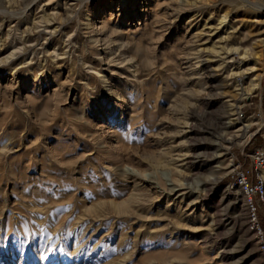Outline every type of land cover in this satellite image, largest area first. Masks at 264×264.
Returning a JSON list of instances; mask_svg holds the SVG:
<instances>
[{"label":"rangeland","instance_id":"rangeland-1","mask_svg":"<svg viewBox=\"0 0 264 264\" xmlns=\"http://www.w3.org/2000/svg\"><path fill=\"white\" fill-rule=\"evenodd\" d=\"M124 1L0 0V264H262L264 0Z\"/></svg>","mask_w":264,"mask_h":264},{"label":"built area","instance_id":"built-area-1","mask_svg":"<svg viewBox=\"0 0 264 264\" xmlns=\"http://www.w3.org/2000/svg\"><path fill=\"white\" fill-rule=\"evenodd\" d=\"M251 168L234 164L231 187L238 188L247 214V230L256 242L264 264V147L251 153Z\"/></svg>","mask_w":264,"mask_h":264},{"label":"bare ground","instance_id":"bare-ground-1","mask_svg":"<svg viewBox=\"0 0 264 264\" xmlns=\"http://www.w3.org/2000/svg\"><path fill=\"white\" fill-rule=\"evenodd\" d=\"M131 1L135 3L134 8L136 9V7H137V3H136V1H135V0H131ZM126 2H127V1L125 0L122 4H124V3H126ZM223 23H224V22H223ZM103 28H104V27H103ZM105 29H106V27H105ZM106 30H107V29H106ZM195 38H196V37H195ZM192 51H193V50H191V52H192ZM191 52H190V53H191ZM198 52L200 53L199 50L197 51V53H198ZM197 53H196V54H197ZM187 54H188V53H187ZM192 55H193V54H192ZM200 56H201V53H200ZM197 57H198V56H197ZM201 57H202V56H201ZM201 57H199V58H201ZM193 59H194V58H193ZM193 59H192V60H193ZM125 62H126V61H125ZM195 62H196V61H195ZM195 62L192 63L191 60H189V61L186 63V64L188 65V68H189V69H187V68H186V69H187V70H194L193 72H195V71L199 72V68H198L199 66H198L197 64H195ZM203 62H205V61H203ZM120 63H121V62H120ZM123 63H124V62H123ZM128 63H131V62H128V61H127V64H128ZM196 63L199 64V62H196ZM201 63H202V61H201ZM127 64H126V65H127ZM131 64H132V63H131ZM122 65H124V64H122ZM203 65H204V63H203ZM205 65H206V63H205ZM130 66H131V65H130ZM132 66H133V65H132ZM134 66H135V65H134ZM124 67H126V66H124ZM126 68H127V67H126ZM129 69H130V68H129ZM131 69H132V68H131ZM125 71H126V70H125ZM129 72H130V71H128V73H129ZM190 72H192V71H190ZM236 74H237V73H236ZM193 75H194V74H191V76H193ZM196 76H197V73H196L195 76H193L194 79H195ZM196 80H197V79H196ZM194 84H195V83H194ZM190 92H191V91H190ZM190 95H191V94H190ZM186 96H187V95H186ZM187 98H188V97H187ZM242 98H243V97H242ZM177 103H178V102H177ZM184 103H185V101H184ZM186 103H190V102H186ZM186 103H185V104H186ZM186 105H187V104H186ZM178 106H179V105H178ZM174 109H175V108H174ZM178 110H179V109H178ZM178 113H179V112H178ZM187 126H188V125H187ZM181 195H182V194H181ZM181 195H180V196H181ZM184 195H186V194L184 193ZM185 198H186V197H185ZM244 247L247 248V244H246V243L244 244Z\"/></svg>","mask_w":264,"mask_h":264},{"label":"snow or ice","instance_id":"snow-or-ice-1","mask_svg":"<svg viewBox=\"0 0 264 264\" xmlns=\"http://www.w3.org/2000/svg\"><path fill=\"white\" fill-rule=\"evenodd\" d=\"M43 259H47V257H42Z\"/></svg>","mask_w":264,"mask_h":264}]
</instances>
